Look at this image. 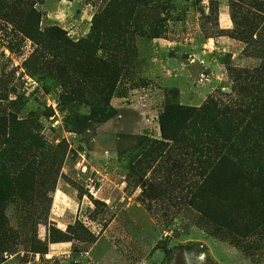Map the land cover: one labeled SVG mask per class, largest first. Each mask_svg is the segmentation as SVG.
Returning <instances> with one entry per match:
<instances>
[{
  "label": "rangeland",
  "instance_id": "374dc122",
  "mask_svg": "<svg viewBox=\"0 0 264 264\" xmlns=\"http://www.w3.org/2000/svg\"><path fill=\"white\" fill-rule=\"evenodd\" d=\"M253 97L263 136L264 0H0V264H264V197L159 123Z\"/></svg>",
  "mask_w": 264,
  "mask_h": 264
},
{
  "label": "trees",
  "instance_id": "16d2710c",
  "mask_svg": "<svg viewBox=\"0 0 264 264\" xmlns=\"http://www.w3.org/2000/svg\"><path fill=\"white\" fill-rule=\"evenodd\" d=\"M245 19L242 18V21L247 20ZM262 90L258 89L257 92L261 93ZM221 106L222 104L210 101L198 110L171 104L159 119L161 136L172 142H188L187 145L195 149L196 154L200 153V176L203 178L201 185L222 178L221 172L226 168L230 170L231 179L247 186V191L264 197V156H257L260 151L253 148L257 139L263 142L264 135L259 133L260 125L249 119H253L262 110L261 104L253 97L245 104H231L222 106L223 108ZM116 113L113 110L110 118ZM245 131L254 133V137H246ZM179 133L185 136L179 138ZM209 145H213L214 149H208ZM210 152L216 155L215 163L210 162ZM245 177L250 181L248 185L245 184ZM203 206L204 211L214 207L205 203L200 206L201 212ZM242 210H245L243 206Z\"/></svg>",
  "mask_w": 264,
  "mask_h": 264
},
{
  "label": "crops",
  "instance_id": "0c3cea01",
  "mask_svg": "<svg viewBox=\"0 0 264 264\" xmlns=\"http://www.w3.org/2000/svg\"><path fill=\"white\" fill-rule=\"evenodd\" d=\"M218 42H222V43H226L227 41H218V40H216V43L218 44ZM214 43V42H213ZM118 118H120V117H118ZM115 120V121H114ZM114 120H112V122H111V124H110V122L109 123H107L106 125H104L102 128H104L105 126L106 127H111L112 128V130H114V131H117V130H124V131H126V129H125V127H123V125L120 123V121H119V123L120 124H118V125H115L113 122H117L119 119H114ZM108 125H110V126H108ZM119 132V131H118ZM115 133H117V132H115Z\"/></svg>",
  "mask_w": 264,
  "mask_h": 264
}]
</instances>
